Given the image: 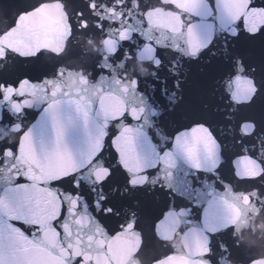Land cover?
I'll return each mask as SVG.
<instances>
[{"label": "water", "instance_id": "1", "mask_svg": "<svg viewBox=\"0 0 264 264\" xmlns=\"http://www.w3.org/2000/svg\"><path fill=\"white\" fill-rule=\"evenodd\" d=\"M48 2L52 4L53 0ZM90 2L58 0L54 11L44 9L22 17L21 13L38 0H0V34L7 33L0 44L8 43L25 56L40 50L45 53L39 61L26 63L13 53L0 61V72L15 67L18 76L48 74L41 81H24L0 101V117L9 112L15 121L0 119V145L16 144L19 126L27 128L19 136L18 147L0 158V237L6 245L9 238H15L20 249L17 258L40 260L43 264H74L78 242L96 264H154V258L165 254L170 255L164 264H209L204 258L209 246L215 252L212 264H250L254 259L264 264V190L237 179L259 177L264 172V153L256 156L251 151L254 147L264 152V93L253 105L242 107L264 86V37L245 34L232 40L228 34L235 24L222 23L220 11L213 9L212 15L192 17L191 21L205 34L204 46L198 40L190 43L185 35L187 27L179 32L173 30L179 28V23L171 13L178 9L162 0H142V7L156 9L149 16L152 25L133 17L131 22H119V29L105 28V37L92 27L95 20L89 14ZM253 5L257 11H245L248 6L237 3L233 15L243 12L250 21L264 19V0H253ZM81 11L84 17L79 16ZM96 15L101 13L97 11ZM101 18L110 25L116 20L108 11ZM85 19L89 25L86 31L80 27ZM188 23L186 18L185 25ZM130 35L137 38L128 40ZM213 39L215 42L209 43ZM226 40L245 55L246 64L256 68L251 73L244 64L238 65L237 75L244 91L233 89L234 103L221 100L223 84L213 83ZM121 41H128L132 47H125L124 58L117 60L113 54ZM101 57L104 59L99 63ZM102 65L107 69L104 72H100ZM170 69L181 75L188 70V82L185 99H178L176 111L166 114L165 132L194 119L214 123L212 134L201 130L198 149L168 148L165 132L156 127L161 107L153 104L146 93L155 86L158 96L157 81L170 82ZM124 71L126 80L121 79ZM134 74L145 78L143 93L136 87ZM13 95L19 99H13ZM217 108L221 109L218 117L214 115ZM24 109L38 113L36 120L24 117ZM126 113H135V118L123 119ZM241 119H249L243 129ZM125 128L131 131L125 132ZM114 129L119 133L113 143L109 137ZM125 143L129 145L128 152L124 151ZM244 144L248 149L241 152ZM236 153H241L236 159L243 160V168L233 164ZM120 164L138 184L147 180L153 187L170 186L180 198L173 203L190 201L202 209L211 206L212 214L196 219L194 212L178 215L173 208L156 229L157 237L152 220L171 198L156 193L158 198L149 215L141 218L138 234L126 233L111 255H105L109 249L98 247L96 241L104 224L115 228L117 221L99 215L95 201L104 194L111 195V191L99 190L97 182L108 175L111 165L115 177L105 188L121 190L123 185L115 184L117 178L122 179ZM74 175L83 184L78 192L72 190ZM126 199L121 220L141 207L135 197ZM229 227L234 229L231 236L222 235ZM89 237H94L91 248ZM234 241L238 247H233ZM11 259L7 257L4 264Z\"/></svg>", "mask_w": 264, "mask_h": 264}, {"label": "snow or ice", "instance_id": "2", "mask_svg": "<svg viewBox=\"0 0 264 264\" xmlns=\"http://www.w3.org/2000/svg\"><path fill=\"white\" fill-rule=\"evenodd\" d=\"M58 0H53V3L50 4L48 0H38V3L34 5L31 9H26L21 13V16H30L33 13H40L44 9H49L50 11L55 10V3ZM163 3H169L174 8L178 9L176 12H172L171 15L175 17V19L179 23L178 29H173L174 31H182L185 27H187L188 31L185 34L189 42L191 43L193 40H198L202 46H204L205 41V34L200 31V27L191 22L192 17H207L213 14V9H218L221 15L218 17L221 19L222 23L226 22H233L235 24V28L231 33L228 35L232 38V40H236L241 36L248 34V37L256 38V37H264V19H255L249 20L247 17H244L243 12L233 15V11L237 3H245L246 7L245 11H257L256 7L253 5V0H162ZM61 5V10H62ZM89 14L94 17L95 23L92 27L96 28L97 31L103 35L107 36L108 33L105 32V28L107 27H115L119 29L120 23L123 20H128L131 22L133 17H139L140 19L138 22L148 21L150 25L153 24L152 20L149 19L150 13L155 12V8L151 7H142V0H91L88 4ZM97 11L101 13V15H96ZM105 11L111 13L112 16L116 18L115 21L110 25L106 22L105 19H102L101 16ZM171 12V9L168 10ZM264 11V10H262ZM161 12H164L161 9ZM187 14V17L185 16ZM67 14L65 13V16ZM80 17H84V13L81 11L79 13ZM189 20V23L185 25V19ZM88 21L85 19L83 20L82 24L80 25L82 30H87L88 28ZM158 26V25H153ZM73 25L71 22L69 23V28L71 29ZM257 34H259L257 36ZM7 33L0 34V41L4 40ZM139 35V34H138ZM133 38H137V36H129L128 40ZM214 39L209 43H214ZM125 47L131 48L132 45L128 41H121L120 46L117 48L116 53L113 54L115 59H122L124 58L123 49ZM15 53L16 55L22 57L23 63L31 62V61H39L41 57L44 56V50H40L38 52H34L31 56H25L23 53H17L15 47L8 43L0 44V61L6 59L7 56ZM59 54V52L57 53ZM111 58V57H109ZM133 54V59H134ZM104 59L101 57L98 60L101 63V60ZM160 61L157 62L155 67L158 68ZM244 64L248 70V72L254 73L256 68L252 67L251 65L246 64V57L244 54L239 52L235 47L234 44L229 43L226 40L225 46L223 48V60L217 66L216 75L213 77V83H222L224 87V95L220 97L221 100H228L230 103H234L232 101L233 89L239 92L244 91V85L240 82V77L237 73L240 71L238 65ZM2 67V64H0ZM111 67V65H109ZM261 67H264V62H262ZM107 69L104 68L102 65L101 71L104 72ZM172 79L169 82L168 79L158 80L157 83L159 84V95L156 94L155 86L152 87L151 92L146 93L149 98L152 100L153 104H156L161 107V112L156 121V127L161 131L165 132V125L164 121L166 119V114L175 112L178 106L177 101H183L185 99L183 93L185 90V84L188 82V70H185L184 74L181 75L179 71L171 70ZM55 74L59 75V70L56 69ZM99 74V73H98ZM48 74H44L43 76L38 77H30L27 75L18 76L16 75L15 67L10 68L5 72H0V101L5 99V93L11 92L15 89H18L20 85L24 81H41ZM136 79V87L142 93L145 91L143 88V83L145 78L140 76L139 74H134ZM223 76V80L220 79V76ZM15 76V79L12 77ZM121 79H127V72L124 71L121 73ZM254 80V77L252 78ZM172 89L170 92L169 89ZM180 93V96L177 97V93ZM264 93V86H260L258 90L253 94V97L243 102L242 107L251 106L255 103L258 96ZM13 99H19V96L13 95ZM167 104V107L164 105ZM202 110V109H201ZM234 110V109H233ZM19 111V109H18ZM221 109L217 108L214 111V115L218 117ZM38 113L28 111L24 109L23 116L24 117H31L32 120H36ZM123 119L135 118V113L132 114H125ZM5 122L14 123V118L11 113L4 112L2 117H0ZM231 119V117H229ZM249 123V119H241V128L243 129L245 125ZM213 125L214 123L203 120V119H194L192 122L188 124H183L175 127L171 131H166L165 135L168 138V148L177 147L178 149H183L184 147L191 148H199L198 138L200 136V132L202 129H207L209 134L213 133ZM252 131L256 130V124H251ZM19 133L17 138V143L14 145H0V158L4 156V154L8 151H13L18 147L19 143V136L25 134L27 132V128L21 124L19 126ZM264 130V128H262ZM125 132L131 131L129 128L124 129ZM119 133V129H114L113 134L109 139L114 143L115 139L117 138ZM244 135H251V132H245ZM213 139H216L215 135H212ZM219 143V141H217ZM124 151H129V145L125 143L123 145ZM151 148V145H149ZM248 149V145L244 144L241 152H244ZM255 153L256 156H261L264 152L256 151L253 147L251 150ZM119 149L116 152L117 159L119 158ZM103 153H100L102 156ZM241 153H236L233 157V164H239L241 168L244 167L243 160L237 161L236 157H239ZM100 158L99 156L97 157ZM252 158L251 156L249 157ZM122 179H116V185H123V188L119 191L114 189H106L105 185L113 183V178L115 177V170L108 166V175L103 179L97 182V187L99 190L107 193L111 191V195L104 194L102 195L99 200L95 201L96 207L100 209L99 215L105 218L115 219L117 221L115 228H111L108 224L103 225V232L99 240L96 241L98 247L100 248H108L109 251L105 255H111V253L115 250V246L119 244V242L126 238L125 234L129 233L132 236H136L138 234V230L140 228V220L144 215H149L150 210L152 208L153 203L157 200L156 193L162 192L166 199H168V203L165 204L163 209L159 212V215H156L152 220L153 229L157 237H159V232L156 231L159 224L166 219L169 212L174 208L177 210L178 215H187L189 212H194L195 218L200 219L202 215L205 213L212 214L213 210L211 206L207 209H202L198 205H193L190 201L187 203L176 204L173 203L175 200H179L180 198L175 196V194L170 190L169 187H153L148 185L147 180L143 183H137L132 176L129 174L127 168L123 166V164L119 165ZM199 168V165H197ZM235 175V173H234ZM17 179H20L17 177ZM237 179H243L247 182L253 183L254 185H258L260 189L264 190V172H261L259 177L256 176H248V177H239ZM57 183H61V181H57ZM83 188V184L80 180L76 179L75 175L73 176V184L72 190L73 192H78L80 189ZM93 189H89V192H92ZM261 195H264V191L261 192ZM135 197L136 203L141 205L140 208L137 209V212L132 213V215L126 219H119L121 209L126 207L127 199ZM95 211V208L93 209ZM24 225L21 224V228ZM234 229L229 227L225 229L222 235L231 236V233ZM94 237H89V248H91V244ZM223 243V242H221ZM140 244H143V238L140 237ZM79 245V242H78ZM77 245V251L75 252V260L74 264H96L95 258L87 251L80 249ZM239 245L234 241L233 247H238ZM69 247H73L69 245ZM20 249L17 248V242L15 238H9L7 245L4 242L3 237H0V264H4V261L7 257H12L11 260L7 261V264H43L40 260H32V259H22L17 258V253ZM140 248H136V252L138 253ZM230 252V249H228ZM62 252L67 256L68 253L66 250L62 249ZM170 254H165L162 257L154 258V264H164V262L168 259ZM215 256L214 250L209 246L208 251L204 254V258L212 264V259ZM250 264H257V260L254 259L250 262Z\"/></svg>", "mask_w": 264, "mask_h": 264}]
</instances>
